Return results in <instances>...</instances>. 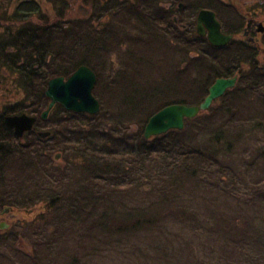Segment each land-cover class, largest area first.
<instances>
[{"label":"trees","instance_id":"16d2710c","mask_svg":"<svg viewBox=\"0 0 264 264\" xmlns=\"http://www.w3.org/2000/svg\"><path fill=\"white\" fill-rule=\"evenodd\" d=\"M48 4L53 17L38 0H18L9 17L0 19V79L9 78L20 94L6 105L5 113L26 111L36 116L32 132L23 138L4 125L8 147L0 146V207L29 213L40 207L31 222L25 221L22 232L10 227L1 238H24L30 223L33 238L24 242L29 251L17 245L15 249L34 263L112 264L116 259L112 242L107 241L114 237L113 247L119 252L123 242L119 237L153 234L171 218L178 221L177 209H184H180L181 221L196 219L195 212L183 208L186 204L174 207L182 201L178 189L190 180L206 182L213 192L218 180L227 178L228 196L248 198L247 202L264 208V63L248 42L234 37L216 47L196 32L195 15L202 8L214 11L222 31L234 36L243 23L240 13L225 19L219 6L228 5L222 0H200L192 4V22L180 18L185 24L180 28L158 0H48ZM68 4L81 14L67 15ZM229 6L235 10L232 3ZM0 13L5 11L0 8ZM127 42L124 64L113 67L112 73L104 70L101 54L113 43L121 47ZM161 53L166 58L156 64L154 57ZM170 55L173 64L168 63ZM82 64L96 74L92 92L100 111L74 112L55 104L47 118H41L49 101L44 93L48 80L67 78ZM234 75L235 86L208 110L185 119L182 129L144 137L148 118L159 109L172 103L199 104L216 78ZM43 128L50 133L42 139L35 131ZM48 139L52 144H47ZM260 139L263 143L247 150ZM53 150L60 152L62 164L53 161ZM239 162L249 168V179L238 175ZM158 180L162 197L144 207L129 204L137 194L155 192ZM210 203L212 218L223 220L221 227L208 229L217 258L243 252L246 261L235 264H264V209L255 207L247 218L238 219L236 213L234 218L221 214L217 201ZM196 231L191 236H198ZM218 234L229 239L228 247L218 249L222 255L217 253ZM192 245L177 249L181 253ZM135 247V262L116 264H160L148 250Z\"/></svg>","mask_w":264,"mask_h":264},{"label":"rangeland","instance_id":"374dc122","mask_svg":"<svg viewBox=\"0 0 264 264\" xmlns=\"http://www.w3.org/2000/svg\"><path fill=\"white\" fill-rule=\"evenodd\" d=\"M18 0H2L0 3V8L5 11V13H0L1 16H3L2 19H7L9 17V15L14 11V7L16 6ZM39 4L41 5V7L45 8V10L48 12L47 15L48 17H53L54 16V12H53V8L52 6H50L48 4V0H38ZM178 1H180L181 3L184 4V6L182 8H177L176 5L178 3ZM196 1H200V0H158L159 5L165 9L167 11V16H172L171 11L168 12L169 8L167 9L166 6H168L169 2H172L174 4L175 7V14H177L178 16L180 15L181 18L185 21H188V18L191 19L190 21L192 22L193 19V7L192 4L195 3ZM251 1V2H250ZM253 1L256 0H222V2H224L226 5H228L227 7L225 6H219L220 10L222 11V16L223 18L227 19L231 13H235L237 14V12H243V11H251V9H253V11L255 10L254 8H250V6L252 5L251 3ZM264 4V0H261ZM257 2V1H256ZM232 3L233 7L235 8V10L229 6V4ZM253 5H257V4H253ZM258 5H260V3H258ZM254 6V7H255ZM264 6V5H263ZM68 7L66 9V13L69 16H75V15H79L80 10L79 8H73L70 7V5L68 4ZM230 8V9H229ZM244 8V10H243ZM233 9V10H232ZM239 10V11H238ZM259 18L262 20L260 22H264V7L262 10H258L257 11ZM170 14V15H169ZM4 15H6L4 17ZM196 16V15H195ZM236 19V18H235ZM165 20V19H163ZM102 21V20H101ZM106 21V20H105ZM1 22V21H0ZM6 23H8V21H5ZM164 22V21H163ZM160 22V23H163ZM95 25H100L101 23L95 21L94 22ZM127 24L131 25V22H128ZM261 25L264 24L260 23ZM133 29L135 30V27H133ZM238 35H236L237 37ZM235 37V36H234ZM113 47L109 49V51H106V53H102V59L104 58V64L106 65L105 68H103L104 70L106 69L107 72L112 73L114 71L113 67L116 69V67H120L122 64H124L123 62V57H125V54L122 52L123 48L126 46H128V42L124 45L122 44V46H117L115 43H113ZM108 47V46H107ZM139 47V46H137ZM134 51L138 50V48L136 49V47H133ZM165 55L164 54H156L154 59H155V63H161V61L163 62L165 59ZM169 58V57H168ZM175 58L170 55L169 58V62L168 63H174ZM108 65V66H107ZM102 69V68H101ZM114 94H118L117 92ZM123 94V93H120ZM20 94L15 92V88L13 86V84L11 83L9 78H5V79H0V104H8L11 103L17 99H19ZM100 109H101V104H100ZM41 130V129H40ZM44 131H47L48 128H44ZM261 134H258V137H260ZM47 144H52V139H48L46 140ZM263 143V139H260V141H255L254 145L252 147H250L247 150H250L251 148H253L256 144H260ZM57 151L53 150L52 151V159L55 163L58 164H62L63 160H62V156L60 155L59 158L56 160L54 158V154H56ZM238 175L240 176H244L249 179L250 178V172H249V168L246 166L244 163L239 162L238 163ZM10 169V168H9ZM7 175V172L5 174V176ZM10 175V170L8 171V175L5 179L8 181V179H10L9 177ZM237 175V174H236ZM262 175V173H259L258 176ZM9 177V178H8ZM8 178V179H7ZM218 179V178H217ZM227 179V178H226ZM226 179L222 178V180H218L219 185L214 187L213 186V192L212 189L210 188L209 185L205 184L206 182H201V181H195V180H190V182H185V184L180 187L178 189V191L180 192V195L182 196V201L178 204V205H174V207H178L181 206L183 207L184 204H186L183 208L187 209V210H192V212L196 214V219L192 220L191 218H186L184 221H181V213L182 211L180 209H177V212L179 214V216H176L178 221L175 220L174 218H171L168 221L167 225H163V228L158 227L157 230H155L152 234V232H149L145 235H134L132 237L125 236V237H119V235H117L120 239L121 242V246L122 248H119L118 251L116 252V250L114 249V241L115 237L113 239H111V241H107V242H112V244L109 243V246L111 247V253L112 256L116 259L115 262H113L112 264H116V262H122V263H132L136 261V255L138 256V253L134 251V248H136L135 246L138 247H143L144 249H142L143 252L146 253V251L148 250L150 253V255H153L155 257H157V261L160 264H182V262L184 264H235L234 261H240V259L242 260V262L246 261V256L243 252L241 253H235L234 255V251L231 252V250L233 249V247L230 245V249L229 250L231 253L226 254L224 256H227L224 258V256L219 252L218 249L223 248V247H228V237L227 236H221L220 234H218V241H217V253L222 255V257L217 258V254H216V250H214V244L213 241L211 239V237L208 235L210 234L208 229H210V227H214V226H218L221 227L223 220H218V219H214L212 218L211 214H210V202H218L216 204L217 207L222 208L219 209L221 214H228V216L233 217V213L235 214V217L238 219H242L243 216L245 218H247V214H249L250 211L253 212L255 207H258L260 209H264L263 207L259 206V204H252L253 202L249 203V201L247 202L246 200L248 199H238V198H231L232 196H228V194L230 193L229 188L231 187L229 184V181H227ZM237 181V180H236ZM158 185L156 187L155 192L149 193L147 194V192L144 191V193H140L137 194L133 200L128 201L130 205H142L147 206L149 203L151 204V201L162 197L161 193H160V187H161V181L158 180ZM198 182V183H197ZM233 183V182H232ZM237 184V182H235ZM244 183V182H243ZM246 184V183H244ZM196 185H200V187L196 186ZM202 185V186H201ZM203 185H207L205 187H203ZM241 186V185H239ZM146 189H148L147 187H144ZM149 189H152L151 187ZM245 190V189H244ZM162 192V191H161ZM170 192V191H169ZM169 192H167V194H169ZM205 194V197H204ZM207 194V195H206ZM209 195H213V197H208ZM248 197V195L246 196ZM196 200V204L194 203V201ZM206 200V201H205ZM208 201V202H207ZM223 201H225L223 203ZM257 201V200H256ZM167 203H169L166 200ZM227 202V203H226ZM246 202V203H245ZM175 203V202H173ZM171 202V204H173ZM210 203V204H209ZM225 204L230 205V208H226ZM190 206V207H189ZM192 206V207H191ZM153 207V204L152 206ZM154 208V207H153ZM1 207H0V220L1 221H5L7 220L8 223H11V220H13L14 222H12V229L13 231L16 230L17 233L22 232L23 228H25V221L29 220L34 217V215L36 214L37 210L34 212H30V213H22L20 211V208L14 207V210H12L11 213H13L14 215L11 217L10 214L6 215V214H2L1 213ZM160 210V209H159ZM184 210V209H182ZM186 211V210H185ZM188 212V211H186ZM185 217H187V215H185ZM234 218V217H233ZM188 219V220H187ZM191 221H193V223H191ZM239 222V220H238ZM29 224V229L26 231V235L24 238H21L22 241L19 242L18 239L20 237H13V236H8L9 238L6 239V237L4 238H0V264H40L41 260L39 261V263H34V260L28 258L26 253H21L19 254V251H17L15 249L16 245L21 248L23 251L28 252L29 251V247L24 244L25 241H28L31 239V237L33 238V236L30 234V230L32 231L33 226L32 224ZM196 224L200 225L197 226ZM206 226V228L201 227V225ZM194 227V229H193ZM197 230V231H196ZM193 231L197 232L198 236H191L193 233ZM178 232L179 235H176L175 233ZM151 233V235H150ZM151 236V237H150ZM178 236H180L178 238ZM95 237H99L102 238L103 240H105L108 236H95ZM192 240V241H191ZM15 241V242H14ZM96 241V240H94ZM201 242L202 245H199L198 242ZM75 242H77L75 240ZM93 242L88 243L87 244V251L89 249L90 246H92ZM187 243H191L193 244V248H185L183 252L179 253V245H184ZM76 243L73 244V246ZM96 244H99L97 246L100 245H104L103 242H97ZM96 244H93L94 247L96 246ZM204 244V246H203ZM84 247V246H83ZM86 248V247H85ZM209 252V253H208ZM211 252V253H210ZM250 252V251H249ZM41 256H43L45 254V250H41L40 251ZM162 254V255H161ZM161 255V256H160ZM45 257V255H44ZM42 259V257H41ZM126 260V261H125ZM161 261V262H160ZM43 264V262H41ZM88 264V263H85ZM252 264V262H251Z\"/></svg>","mask_w":264,"mask_h":264},{"label":"water","instance_id":"95a60500","mask_svg":"<svg viewBox=\"0 0 264 264\" xmlns=\"http://www.w3.org/2000/svg\"><path fill=\"white\" fill-rule=\"evenodd\" d=\"M196 32L199 36L206 35L210 44L216 47L225 46L233 37L232 34H225L221 31V24L215 12L206 8L200 9L197 13ZM236 80V75L216 78L209 86L208 94L199 104L174 103L162 107L148 118L144 126V137L150 138L170 129H182L185 119L194 118L198 113L208 110L215 99L221 97L227 89L235 86ZM95 81V72L83 64L67 78L64 76L50 78L44 91L49 101L40 117L46 119L55 104H60L66 110L74 112L97 114L100 111V102L92 92ZM35 122L36 116L26 113L5 117L6 125L14 129L16 137H22L25 132L32 130ZM49 133V131H39L38 135L44 138ZM58 158L59 153H56L55 159Z\"/></svg>","mask_w":264,"mask_h":264},{"label":"flooded vegetation","instance_id":"af4514ba","mask_svg":"<svg viewBox=\"0 0 264 264\" xmlns=\"http://www.w3.org/2000/svg\"><path fill=\"white\" fill-rule=\"evenodd\" d=\"M256 1H253L251 3L252 5L250 6V8H254L255 9L254 11H253V9H251V11L249 10V11H243V12L242 11L240 12L238 10L239 11L238 13H240V15L242 16L243 23H242V26L239 28L238 34H236L238 36L236 37V35H235V38L241 39L244 42H248V43L252 44L253 48L256 51V55L258 56V59H260L261 63H264V27H263V25L260 24V23L264 24V22H260L262 20L259 18L258 13H257L258 10H262L263 9V7H264L263 5L264 4L261 3L262 2L261 0H256ZM180 3L181 2L178 1L177 5H176L177 8H182L184 6L183 3L182 4H180ZM258 3H260V5H258ZM253 4H257V5L255 6ZM166 8L167 9L169 8L168 12L171 11L172 13H174L171 16V18L173 19L174 24H176L180 28H183L185 26V24L182 21L181 22L179 21L181 16L180 15L178 16L177 14H175L174 11L176 9L174 7V4L172 2H169L168 6H166ZM243 10H244V8H243ZM196 16H197V14H196ZM196 16H195V19H196ZM221 31H222V29H221ZM223 33L229 34V33H226V32H223ZM232 35H233L232 38H234V34H232ZM204 36L207 37L206 35H204ZM6 105H7V103L6 104H0V136L1 135L3 136V140L0 139L1 150H6V147H8V140H7L8 130L6 129V127L8 129L12 130V132L14 134V129L10 128V127H8L6 125L5 117L6 116H10V115H18V114H22V113H26L28 115H32V113H34V112L27 113L26 111H22V112H17V113L13 112L12 114H8V112H7V114H6L5 113V111L7 110L6 109ZM43 129H41V130L37 129L35 132L38 133L39 131H44ZM32 130H33V128H32ZM32 130L25 132L22 137H18V138H23L26 133L32 132ZM57 153H59V156L61 155L60 152H57ZM54 158H55V154H54ZM4 172L5 173L7 172V175H8V167H7V165H6L5 169H4ZM7 175L5 176V179H6ZM1 208H2L1 209V213L2 214H6V215H9L12 212V210H14L13 207H7V206L1 207ZM37 209L38 208L35 207V208H33L32 211L34 212ZM38 210H37V212H38ZM20 211L22 213H29V212H25V209H22V208L20 209ZM13 215H14L13 213L10 214L11 217ZM12 222H14V221L11 220V223H8L7 220H5V221H1L0 220V235L6 233L10 229V227L12 226ZM5 237H6V239L9 238L8 236H5ZM18 241L19 242L22 241L21 237L18 239Z\"/></svg>","mask_w":264,"mask_h":264},{"label":"bare ground","instance_id":"6f19581e","mask_svg":"<svg viewBox=\"0 0 264 264\" xmlns=\"http://www.w3.org/2000/svg\"><path fill=\"white\" fill-rule=\"evenodd\" d=\"M15 8H16V6L14 7V9H15ZM207 94H208V93H207ZM172 104H174V103H172ZM166 106H167V105H166ZM8 178H9V177H8ZM8 178H7V179H8ZM36 208L39 209L40 207H39V206H36ZM31 211H32V210H31ZM25 251H26V250H25Z\"/></svg>","mask_w":264,"mask_h":264}]
</instances>
